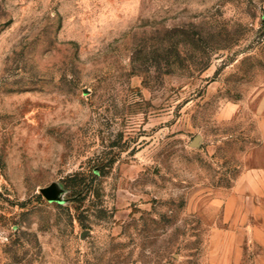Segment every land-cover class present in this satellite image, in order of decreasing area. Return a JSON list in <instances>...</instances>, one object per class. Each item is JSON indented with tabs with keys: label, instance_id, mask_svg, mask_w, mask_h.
<instances>
[{
	"label": "rangeland",
	"instance_id": "rangeland-1",
	"mask_svg": "<svg viewBox=\"0 0 264 264\" xmlns=\"http://www.w3.org/2000/svg\"><path fill=\"white\" fill-rule=\"evenodd\" d=\"M263 18L264 0H0V264L257 256L237 220Z\"/></svg>",
	"mask_w": 264,
	"mask_h": 264
},
{
	"label": "crops",
	"instance_id": "crops-1",
	"mask_svg": "<svg viewBox=\"0 0 264 264\" xmlns=\"http://www.w3.org/2000/svg\"><path fill=\"white\" fill-rule=\"evenodd\" d=\"M240 185V186H239ZM239 190H243L249 196L252 208L248 207L240 212L238 223L243 230L249 232V248L258 250L254 257H244L241 252L242 245H238V255L234 258H221L220 264H264V141L262 143V160L253 166L238 184ZM252 218L250 220L249 218Z\"/></svg>",
	"mask_w": 264,
	"mask_h": 264
},
{
	"label": "built area",
	"instance_id": "built-area-1",
	"mask_svg": "<svg viewBox=\"0 0 264 264\" xmlns=\"http://www.w3.org/2000/svg\"><path fill=\"white\" fill-rule=\"evenodd\" d=\"M261 28H262V31L264 33V18H263V21H262V24H261Z\"/></svg>",
	"mask_w": 264,
	"mask_h": 264
}]
</instances>
